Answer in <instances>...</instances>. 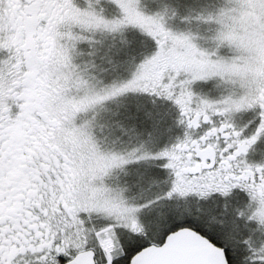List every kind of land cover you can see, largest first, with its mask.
I'll use <instances>...</instances> for the list:
<instances>
[{
    "label": "snow or ice",
    "instance_id": "obj_1",
    "mask_svg": "<svg viewBox=\"0 0 264 264\" xmlns=\"http://www.w3.org/2000/svg\"><path fill=\"white\" fill-rule=\"evenodd\" d=\"M0 264H264V0H0Z\"/></svg>",
    "mask_w": 264,
    "mask_h": 264
},
{
    "label": "rangeland",
    "instance_id": "obj_2",
    "mask_svg": "<svg viewBox=\"0 0 264 264\" xmlns=\"http://www.w3.org/2000/svg\"><path fill=\"white\" fill-rule=\"evenodd\" d=\"M98 133L101 136H107L110 140H114L116 149L126 157L128 163L123 168L113 173L112 176L113 182L126 184L127 175L131 174L133 171L143 166L142 164L136 162L138 160L137 153L142 151L140 142L135 137L121 136L117 138L115 134L111 131V129L107 127L103 129H98ZM155 194V190H143L141 192L135 193V195L143 197H149Z\"/></svg>",
    "mask_w": 264,
    "mask_h": 264
}]
</instances>
